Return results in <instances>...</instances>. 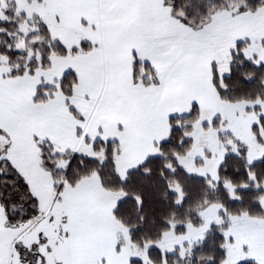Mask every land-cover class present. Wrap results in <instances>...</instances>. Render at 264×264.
Listing matches in <instances>:
<instances>
[{
    "label": "trees",
    "instance_id": "trees-1",
    "mask_svg": "<svg viewBox=\"0 0 264 264\" xmlns=\"http://www.w3.org/2000/svg\"><path fill=\"white\" fill-rule=\"evenodd\" d=\"M234 1L240 3L243 0ZM190 3H197L199 7V11L188 10L187 19L183 21L192 27L205 23L216 9L239 5L228 3V0H189L188 4ZM240 6L241 10L244 9ZM173 9L175 13L185 11L180 0ZM5 16L0 19V66L7 68L9 78L32 76L37 69L49 68L50 56L66 57L88 52L93 48L91 43L82 41L80 49L73 47L69 53L57 39L50 49L52 34L40 18L27 19L24 14H17L14 7L7 8ZM202 16L204 20L201 19ZM25 21L34 26L35 31L25 35L24 46H18L19 28ZM241 45L243 43H238L236 51L231 52L230 75H224L223 80L219 77L215 64H211L212 87L218 97L226 102L263 101L264 64L256 67L252 60H245L239 51ZM136 68L137 82L140 73L152 74L148 64H137ZM76 81L75 73L66 72L56 83L57 87L38 86L33 101L45 102L54 92L71 97ZM144 84L151 85V80L146 79ZM193 105L186 115L168 119L170 130L167 138L156 146L157 154L129 169L125 178H121L117 171L116 158L120 147L115 141L91 142V149L96 155L90 157L70 150L55 153L50 142L34 138L39 165L51 175L57 191H62L65 186L75 187L83 178L96 174L104 190L123 192L125 197L117 202L112 215L115 221L127 229L131 243L139 248L159 242L163 234L171 229L175 234H185L187 225L201 226V212L210 205H220L222 210L219 214L223 222L212 225L204 239L195 243L187 255L182 256L178 250L162 253L158 248L151 247L146 256L150 264H223L227 255L224 236V231L229 226L227 217L246 214L251 218L264 219V156L249 164L246 159L247 148L231 134H219L222 142L232 140L238 151H229L223 157L217 169L218 182L214 185L207 178L188 173L179 165L178 158L185 156L192 146V138L188 135L200 116L199 106L195 103ZM73 114L78 117L75 112ZM217 121L215 118L211 123L213 128H219ZM259 123L252 127V132L256 141L264 145L260 136V131L264 130L263 117H260ZM203 127L207 128L208 124H203ZM85 141L90 143L88 139ZM62 162H67L70 166L58 167ZM226 183L234 188L232 194L225 188ZM29 203L33 204L29 207ZM13 205L16 206L15 210L11 208ZM35 205L36 200L19 172L7 159H0V206L8 216V223L15 224L20 219L33 216L36 212ZM22 209L24 214H20ZM129 264L144 262L131 259ZM239 264L257 263L243 261Z\"/></svg>",
    "mask_w": 264,
    "mask_h": 264
},
{
    "label": "rangeland",
    "instance_id": "rangeland-1",
    "mask_svg": "<svg viewBox=\"0 0 264 264\" xmlns=\"http://www.w3.org/2000/svg\"><path fill=\"white\" fill-rule=\"evenodd\" d=\"M48 1L0 0V19L6 17L7 8L14 7L17 14H24L27 19L38 17L44 23L47 21L45 24L51 29V34L59 37L60 42L63 40L64 43L73 45L77 41L80 42L82 39L78 32L56 29L51 20ZM177 1L179 0H164V6L173 8ZM180 1L184 6L189 3V0ZM230 2L239 5L228 6L227 9H216L208 16L205 23L194 26L197 31L215 21L207 45L210 65L215 64L216 70H219L217 71L219 77L220 72L224 75L228 74L231 52L236 51L238 43H243L239 51L244 57L247 54L253 59H264V11H257L264 6V0H243L240 3L228 0V3ZM240 5L244 9L241 10ZM249 12L252 14L249 15ZM201 19L204 20V16ZM31 31H35V27L29 25L27 21L20 25L18 46H24L25 35ZM233 43L235 48L231 47ZM57 61L55 60L53 65L51 61L47 69H37L33 76L16 78L7 77V68L0 66V157L8 155L12 157L11 162L8 161L16 165L15 169H19V174L23 173L21 177L24 180L27 179L32 197L35 193V196L39 198L38 201L35 199L36 212L33 216L20 219L15 224L8 223V216L0 206V254L5 253V256L3 255L5 264H37V257L41 251H44L45 245H48L45 252L46 264H54V259L72 264V250L75 242L73 243L70 232L71 220L74 215H85L89 209V207L73 205L72 202L83 198L90 200L93 197L98 203L106 205L105 210L109 213V209H114L117 202L125 197L121 191L104 190L96 174L83 178L75 188L65 186L62 191H57L51 175L41 169L33 140L36 132L30 122L28 123L29 114L36 108L35 105L45 104L33 101L36 88L44 84L57 87L55 80L58 79L60 72L68 67V63L62 62L65 65L62 66ZM56 102L55 98L53 103ZM260 117L264 118V100L231 103L221 100L216 93L213 103H207L200 109L199 119L188 135L192 138V146L185 156L178 158L179 165L188 173L207 178L215 185L218 182L217 169L223 157L229 151L235 153L238 151L237 145L232 140L222 142L218 137L219 134H231L236 141L244 145L247 148L248 162L260 160L264 156V145L256 141L252 132V127L260 124ZM215 118L218 119V129L211 126ZM203 124H208V127L204 128ZM260 136L264 142V130L260 131ZM85 144L88 145V143ZM51 145L55 153L66 151L55 142H51ZM87 150L81 147L72 152L89 153L87 156L90 157L96 155L92 150ZM62 164L63 162L58 165ZM128 169L119 165L118 174L121 178H125ZM224 186L230 194L233 193L234 188L231 185L226 183ZM105 193L108 194L107 197L104 196ZM32 204L29 203V207ZM11 208L15 210L16 206L13 205ZM221 210L218 204L210 205L200 214L203 219L201 226L187 225L185 234H175L171 229L163 234L159 242L146 244L143 248L132 244L127 229L114 221L118 250L121 255L129 257L130 260L139 259L144 264H150L146 253L151 247L158 248L162 253L178 250L182 256H185L195 243L204 239L212 225H220L223 222L219 214ZM20 214H24L23 209ZM227 218L229 226L224 231V236L227 234L225 236L227 255L223 264H239L243 261L264 264V219L251 218L246 214ZM10 239L13 240L8 244Z\"/></svg>",
    "mask_w": 264,
    "mask_h": 264
},
{
    "label": "crops",
    "instance_id": "crops-1",
    "mask_svg": "<svg viewBox=\"0 0 264 264\" xmlns=\"http://www.w3.org/2000/svg\"><path fill=\"white\" fill-rule=\"evenodd\" d=\"M48 2L51 20L57 30L78 32L82 39L80 43H91V39L105 41L103 32L88 26L90 19L95 21L101 14L93 7L97 0ZM190 27L196 31L194 27ZM112 42L116 43L114 37ZM118 47L116 63L111 59L91 58L88 56L90 51L61 58L51 57L52 65L55 60L62 66L68 63V67L60 72L55 81L61 79V73L64 75L69 71L77 77V73L71 70L72 67L79 69L81 78H77L71 97L54 92L45 104L35 105L36 108L29 114L28 121L36 132L33 139L55 142L66 150L74 151L85 147L90 151L93 142L91 137L99 132L101 136L109 137L107 141L119 144L117 171L119 165L130 169L157 154L156 146L168 136L170 117L186 115L190 111L189 105L194 103L200 109L207 103H213L216 92L210 81L211 61L208 45L202 50L203 54L197 57L179 78H174L158 91L151 87L138 90L134 86L131 66L128 63L132 55L130 49L134 50V43L128 41ZM103 89L108 90L107 94ZM55 98L57 102L53 103ZM142 102L155 103V107L142 111ZM120 121H123V126L118 127ZM85 133L88 135L85 136ZM116 136H119V139H115ZM85 139L90 141L88 145L85 144ZM96 140L105 141L99 136ZM106 195L108 196L107 193L104 194L105 197ZM72 204L89 207L85 215H74L71 220L70 232L73 243L75 242L72 264H129L130 258L121 255L117 249V231L113 226L115 220L112 215L114 209L110 208L107 213L106 205L98 203L93 197L90 200L79 199ZM12 240L7 243L10 244ZM3 255L5 256V253L0 254V264H5ZM53 262L62 263L58 259Z\"/></svg>",
    "mask_w": 264,
    "mask_h": 264
},
{
    "label": "snow or ice",
    "instance_id": "snow-or-ice-1",
    "mask_svg": "<svg viewBox=\"0 0 264 264\" xmlns=\"http://www.w3.org/2000/svg\"><path fill=\"white\" fill-rule=\"evenodd\" d=\"M101 13L95 19L89 20V28L96 29L105 34L106 39L104 42L96 39H91L93 48L88 53L91 58L101 60L111 59L113 63L118 62L119 44L131 41L134 43V50L130 49L132 55L128 61L131 66V78L134 86L139 90L141 88L151 87L153 90L163 89L171 80L179 78L180 74L190 65L193 61L201 56L202 50L207 47L209 34L215 23L204 25L199 31L194 32L193 29L184 24L183 21L187 19L188 10L199 11L197 3H190L184 6L183 13H175L171 7L164 6V0H97L93 4ZM257 11H264V6L258 8ZM249 15L252 13L249 12ZM47 23V21H45ZM51 33V29H49ZM115 38L116 43L112 42ZM59 39L56 35L51 36L49 42L50 49L55 41ZM61 43H64L61 40ZM66 50L71 53L73 47L80 49V42L77 41L75 45L64 43ZM235 48V43L231 45ZM82 51V49H81ZM252 60L256 67L264 64V59H253L245 54V60ZM51 61V56L49 57ZM137 64H148L152 69V74L140 73L139 81H136ZM72 71L77 73V78H81L79 69L72 67ZM219 71V70H217ZM230 75V69L228 70ZM63 73H61V78ZM224 73L220 72V78L223 80ZM146 79L151 80V85H145ZM107 94V89H103ZM194 105H189V109ZM155 107V103L142 102L141 110H151ZM183 111V109H180ZM167 113H165V116ZM123 126V121L118 122V127ZM170 130V129H169ZM85 136L88 134L85 133ZM97 136L100 139L107 140V135L101 136L99 132L94 134L91 138L96 140ZM119 139V136L114 137ZM77 151V150H74ZM89 155V153H85ZM0 159H7L11 162L10 155L0 157ZM252 161H249L251 164ZM15 168L16 165L13 163ZM69 167L67 162L62 165ZM19 172V169H17ZM23 176V173H20ZM255 180V177H252ZM24 184L28 185L25 178ZM29 190L30 185H29ZM33 198L37 201L38 197L33 193ZM139 201V197H137ZM227 236V234H225ZM48 245L44 246V251L40 252L37 257V264H46L47 257L45 252Z\"/></svg>",
    "mask_w": 264,
    "mask_h": 264
}]
</instances>
